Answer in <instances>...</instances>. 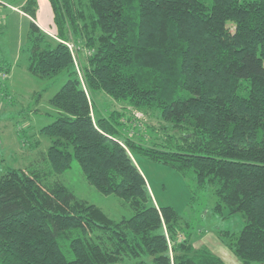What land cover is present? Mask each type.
I'll list each match as a JSON object with an SVG mask.
<instances>
[{"label": "trees", "instance_id": "16d2710c", "mask_svg": "<svg viewBox=\"0 0 264 264\" xmlns=\"http://www.w3.org/2000/svg\"><path fill=\"white\" fill-rule=\"evenodd\" d=\"M48 2L50 35L33 22L34 0L21 6L32 21L20 48L32 75L66 73L49 100L57 118L40 130L51 142L48 173L76 160L87 183L132 216L114 221L46 174L8 169L0 264H223L193 247L172 207L154 204L132 152L210 191L213 213L240 214L239 234L219 236L243 264H264V0ZM66 44L82 52L79 67ZM96 91L135 113L159 110L162 137L150 147L117 137L114 112L94 114Z\"/></svg>", "mask_w": 264, "mask_h": 264}, {"label": "rangeland", "instance_id": "374dc122", "mask_svg": "<svg viewBox=\"0 0 264 264\" xmlns=\"http://www.w3.org/2000/svg\"><path fill=\"white\" fill-rule=\"evenodd\" d=\"M4 1L11 8H0V65L2 69L8 66L10 71L7 76L0 74V177L11 168L46 174L47 180L60 181L76 198L100 208L110 219L117 222L129 219L132 212L124 201L113 195L104 196L89 185L76 160H72L69 170L63 174L48 173L44 158L51 142L40 134V130L57 118L49 100L65 83L66 73L41 79L27 70L28 56L20 52L30 23V19L20 13L27 0ZM34 2V20L53 32V14L48 0ZM71 46L74 65L79 67L82 52L73 44ZM78 72L82 76L81 71ZM92 103L97 118L109 117L114 112L116 118L112 122L117 137L122 140L130 139L137 145L150 147L155 138L160 139L163 135L160 128L164 123L157 109L146 114L135 113L124 102H116L100 91L94 92ZM132 154L145 177L154 204L172 207L177 212L182 232L189 235L194 248L208 250L223 264H243L219 236L221 232L239 234L244 226L240 214L225 218L213 213L216 198L210 191L199 192L191 178L151 162L136 152Z\"/></svg>", "mask_w": 264, "mask_h": 264}, {"label": "crops", "instance_id": "0c3cea01", "mask_svg": "<svg viewBox=\"0 0 264 264\" xmlns=\"http://www.w3.org/2000/svg\"><path fill=\"white\" fill-rule=\"evenodd\" d=\"M0 10H2V9H0ZM22 15H25L23 12L21 13ZM28 19H30L27 15H25ZM32 20L30 19V22H31ZM42 31H44L45 33H47V34H49V31H47L44 27H42L39 23H37L36 21H33ZM134 162H135V164H136V166L138 167V169L140 170V168H139V166H138V163L134 160ZM140 172H141V170H140ZM141 174H142V172H141ZM143 175V174H142ZM145 178V177H144ZM146 181V180H145Z\"/></svg>", "mask_w": 264, "mask_h": 264}, {"label": "built area", "instance_id": "2783aa9c", "mask_svg": "<svg viewBox=\"0 0 264 264\" xmlns=\"http://www.w3.org/2000/svg\"><path fill=\"white\" fill-rule=\"evenodd\" d=\"M0 8H11L9 5L6 4L4 0H0ZM70 50H72L71 45H67Z\"/></svg>", "mask_w": 264, "mask_h": 264}, {"label": "bare ground", "instance_id": "6f19581e", "mask_svg": "<svg viewBox=\"0 0 264 264\" xmlns=\"http://www.w3.org/2000/svg\"><path fill=\"white\" fill-rule=\"evenodd\" d=\"M6 4L8 5V3L6 2ZM20 12V11H19ZM20 13H22V12H20ZM70 50V49H69ZM71 51V50H70Z\"/></svg>", "mask_w": 264, "mask_h": 264}]
</instances>
